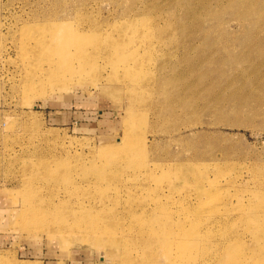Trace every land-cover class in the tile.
<instances>
[{
	"label": "rangeland",
	"instance_id": "rangeland-1",
	"mask_svg": "<svg viewBox=\"0 0 264 264\" xmlns=\"http://www.w3.org/2000/svg\"><path fill=\"white\" fill-rule=\"evenodd\" d=\"M202 1L191 6L187 0H0V264H118V251L93 240L92 228L127 225L123 211L131 204L138 211L139 204L156 202L177 210L179 202H170L181 200L183 190L174 189L164 174L186 162L193 163L188 168L208 170L207 189L217 194L213 199L197 193L191 176L188 183L194 190L187 196L198 209L190 207L200 211L201 204L226 202L233 208V220L211 225L213 235L194 247L200 256L205 250L212 257L203 264L224 263L236 250L242 264H258L264 257L253 253L244 215L234 209L241 202H256L249 193L256 189L255 173L264 179V0ZM249 4L257 5L258 14L254 7L255 13L247 14L244 6ZM48 20L84 30L90 37L84 43L116 37L121 47L126 45L123 38H129L126 30L135 28L138 40L147 43L136 53L137 60L182 39L196 41L198 51L215 62L205 72L209 79L197 86L201 98L184 108L172 101L168 84L161 88L162 78L174 74L171 67L161 72L152 64L147 68L148 63L145 70L136 64L130 69L99 67L92 71L94 79L67 74L61 82L46 81L36 92L24 90L15 58L18 31L26 22ZM94 59L101 61L98 55ZM127 145L134 154L148 149L149 159L135 173L123 160ZM111 158L119 171L111 168ZM96 165L112 171L108 184L117 186L110 190L117 208L79 210L64 221L40 206L57 203L56 192L73 190L71 175L80 194H94L95 188L80 182L87 179L84 173L96 172ZM215 174L221 175L215 179ZM204 225L199 223L200 230ZM71 228L77 230L64 231ZM236 229L242 233L228 238ZM226 240L228 246L217 248V242ZM131 257L128 264L170 262L161 243L147 240Z\"/></svg>",
	"mask_w": 264,
	"mask_h": 264
},
{
	"label": "bare ground",
	"instance_id": "bare-ground-1",
	"mask_svg": "<svg viewBox=\"0 0 264 264\" xmlns=\"http://www.w3.org/2000/svg\"><path fill=\"white\" fill-rule=\"evenodd\" d=\"M187 1L190 2L191 6H193V2H195V0ZM209 1H251L252 3V1L259 0H203L202 2ZM255 4L244 6L247 10V14L249 12L255 13L254 8L257 6H253ZM258 12L259 11L257 9L256 13L258 14ZM58 25L59 24L57 21L51 20L46 22L31 21L29 23H24L21 26L20 31H18V39L16 38L17 42L14 43V48L17 53V57L15 58L17 64L21 65L22 68L21 72H23V78L21 79V77H19L20 80H22L21 84L24 90L29 89L31 92H36L39 88H44L43 84L46 81H54L58 83L66 79L65 77L67 74H70L73 77L78 73L80 78L91 75V78L94 79L96 74L93 75L94 72L92 71L97 70L99 67L107 69L113 67L117 68V66H124L125 68L130 69L133 64H136L137 69L139 68L145 70L146 64L148 63L147 68L150 66V64H152L154 65L155 69L161 72L164 68H166V66L171 67V73L174 74H171V77L168 76L169 78L167 79L166 77L162 78L163 84L161 83V88H165L168 84L170 88L169 93L171 97H174L172 101L175 104H181V107L184 108L188 107L192 101L197 102L201 98L200 96L203 95V91L198 90L197 86L209 79L205 72L208 71L210 65L215 62L213 57H206L201 53V51H198L200 46L199 44L195 43L196 41L183 42L182 39H179L180 37L177 38L179 39L178 43L176 41L177 48L174 47L176 45L175 43L174 45L168 46L167 50H162L160 54H154V52L149 53L147 56L142 57L141 60H137L138 57L136 56V53L143 45H146L147 43L144 44V42L138 40V37L135 35V31L138 30L135 28L130 27L126 30L129 32L127 35L129 38H123L124 42H126V45L121 47L117 45L118 43L116 42L119 40L116 37H108V39L104 40L103 36H99V43H84L85 39L90 38L84 30L79 28L73 29L74 27L72 28L69 26L62 27ZM147 41L149 40L147 39ZM255 43L256 45H263L259 42ZM251 45H254V43H251L250 46ZM191 52H195L196 55H191ZM96 55L99 56L101 60L100 62L97 61L98 59H94V56ZM86 64H88L87 67ZM74 65L80 66L74 68ZM21 68L19 67V69ZM19 69L15 70L20 71ZM19 73L20 72H18V74ZM164 79L166 80L164 81ZM69 86L70 85H63L61 88L66 89ZM181 88L184 89L183 93H181ZM130 90L132 91L133 89ZM184 94L188 95L190 99L186 100L184 98ZM198 124L200 123L198 122L195 125ZM117 144L121 146L120 144H124V142L121 139ZM119 149L120 148L118 147L117 150ZM105 150L106 148L99 152L101 153ZM123 154V160L126 161L127 165L129 164L134 167V173L139 167H143L146 164V160L149 159L147 158L148 149L145 152L134 154L131 151L129 145L123 147ZM115 161L116 160L113 158L110 159L111 168L119 171V169L116 168L119 163H116ZM192 164L193 163L191 162L177 164L176 167L170 170V172L167 171L164 174V176L167 177L165 180L174 182V189L176 188L183 190L181 200H173V202H170L173 203V205L179 202V208L177 210L170 209L167 207L166 203L156 202L155 206H145L144 203L139 204L142 210L138 211L137 208L139 206H131V204L129 206L130 210L123 211L127 212V225L118 222L121 225L119 228L102 226L97 227V229L92 228V232H94V235L92 236L93 240H97L98 243L104 245L106 248H112L115 251H118L116 257L118 258V264H128V261L132 260L131 255L133 250L138 251L139 244L143 240L150 241L152 244L161 243V245L164 247V251L169 257L170 262H167L168 264H203L205 260H208V258L211 259L212 257L209 256L208 252L206 253L204 250V255L200 256L198 252L195 251L194 247L197 246L200 241H204V239L210 237L212 234L211 225L223 223V221L224 223L229 222V219L233 220V217L231 218L229 215V211H231L233 208H231L226 202L224 204L215 202L209 206L208 204L199 205L200 209H204L199 211L197 210L198 208L196 205L190 204L187 193L193 189L190 187V183H188L189 178H192L191 176L195 178V189L197 193L206 194V198L213 199H215V195H217H214V193L207 189L208 186L206 183L208 180H205L210 177L208 170H196L188 168ZM96 167L97 170L93 174L84 173V178L87 179H84L83 181L81 180L80 182L81 184H85L88 187L95 188L96 192L94 194H80V186L78 184L79 182L77 183V178L71 175L72 178L70 177L69 183L73 184L75 188L70 191L62 192L61 194L60 192H56V197H58L57 203L55 201H49L47 203H42L40 206L48 208L49 210H54L53 212L55 214L57 213L58 217L63 218L64 221H67L68 216L70 217L74 215L79 210L83 211L97 208L100 210H112L117 208V203H112L114 197L110 194V190L115 187L117 188V186L116 184L113 186L108 184V178L110 176H107V173L111 175L112 171L106 173V171L97 165ZM148 171L149 169H146V173ZM89 174L91 176L88 177H90L91 180H88L87 175ZM147 175L150 176V173H147ZM220 175L221 174H215V179H218ZM261 177L262 176H259V174L255 173L256 189L249 191L252 196L257 197L256 202L251 203L250 205H247L248 203L246 202H241L237 206L234 205V209H239L237 213H243L244 215L243 219L244 226L246 227L245 230L250 231V238H253L252 244L255 245L253 248L255 249L254 252L252 250L254 254L264 253V179ZM215 179L209 180L215 182ZM111 182L114 183L113 180ZM190 205H193V207L197 209L190 207ZM61 208L64 209L62 210ZM226 208L228 209L225 210L226 214L222 215L221 213H223V210ZM56 209H61V212H59V210L56 212ZM239 217L240 216L238 215V218ZM236 218L237 217L234 219ZM202 221L205 222V225L203 226L202 230H200L199 223H202ZM188 223L190 226L187 225ZM74 225V227L79 226V224L76 223H74ZM74 230L77 229L71 228L65 229L64 231L70 234ZM68 233H65V236H69ZM238 233L240 234L242 232H239L236 229V232L234 233H227L229 235L228 238H230L231 234L237 235ZM111 236L113 237L110 238ZM226 242L227 240L225 242H217V248L220 246H228L225 244ZM215 256L217 258V255ZM263 259L264 257L261 258L258 264H264ZM222 262L224 263L221 264H242V255H240L239 251L236 250L233 255L229 256L228 258H223ZM14 264L29 263L25 261L21 263L14 262Z\"/></svg>",
	"mask_w": 264,
	"mask_h": 264
}]
</instances>
